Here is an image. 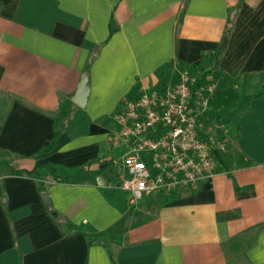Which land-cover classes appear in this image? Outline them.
Here are the masks:
<instances>
[{"label": "crops", "instance_id": "obj_1", "mask_svg": "<svg viewBox=\"0 0 264 264\" xmlns=\"http://www.w3.org/2000/svg\"><path fill=\"white\" fill-rule=\"evenodd\" d=\"M178 67L234 123L222 163L132 203L115 113ZM0 264H264V0H0Z\"/></svg>", "mask_w": 264, "mask_h": 264}, {"label": "built area", "instance_id": "obj_2", "mask_svg": "<svg viewBox=\"0 0 264 264\" xmlns=\"http://www.w3.org/2000/svg\"><path fill=\"white\" fill-rule=\"evenodd\" d=\"M181 67L174 83L154 91L142 89L137 98L124 100L115 113L117 132L110 137L114 147H124L125 174L119 188L132 203L145 196L181 188H197L219 170L217 144L201 123L208 115L209 100L194 90L199 78ZM211 93L213 87L208 89Z\"/></svg>", "mask_w": 264, "mask_h": 264}, {"label": "rangeland", "instance_id": "obj_3", "mask_svg": "<svg viewBox=\"0 0 264 264\" xmlns=\"http://www.w3.org/2000/svg\"><path fill=\"white\" fill-rule=\"evenodd\" d=\"M180 67L176 69V72L174 74L173 79L175 80L178 71ZM196 79L200 78L201 75L198 74L196 71H194L193 75ZM212 86V83H208L206 87H204L201 90V98H205L209 100L208 107H207V113L208 115L205 117V119L201 123V128L204 130H208L211 134V137L217 144H224L225 146L227 145V142L229 140V136L231 135L232 128H233V122L231 121L230 117H227L226 115L223 114V112L219 111L216 109V107L213 105V95L212 93L208 90L209 87ZM213 87V86H212ZM233 98L232 102L236 103L237 100L240 98V95L234 94L231 96V99ZM232 103L230 104V107ZM124 151L121 150L120 153L118 154V159L122 158V154Z\"/></svg>", "mask_w": 264, "mask_h": 264}, {"label": "water", "instance_id": "obj_4", "mask_svg": "<svg viewBox=\"0 0 264 264\" xmlns=\"http://www.w3.org/2000/svg\"><path fill=\"white\" fill-rule=\"evenodd\" d=\"M225 43H226V39H224V44ZM88 93H89L88 75L84 73L82 75L81 81L79 82L78 89L74 97V101L80 106H83L86 103ZM41 196L46 204H50L51 200L47 192H43Z\"/></svg>", "mask_w": 264, "mask_h": 264}, {"label": "trees", "instance_id": "obj_5", "mask_svg": "<svg viewBox=\"0 0 264 264\" xmlns=\"http://www.w3.org/2000/svg\"><path fill=\"white\" fill-rule=\"evenodd\" d=\"M209 77H210V73H204L195 83L194 85V90L197 91L199 90L203 85H206L208 83V80H209ZM217 157H218V160L220 163H222V160L219 156V154L217 153ZM14 173L16 174H26V175H32V176H37V173L32 170V171H14ZM61 181L64 180V179H60Z\"/></svg>", "mask_w": 264, "mask_h": 264}]
</instances>
